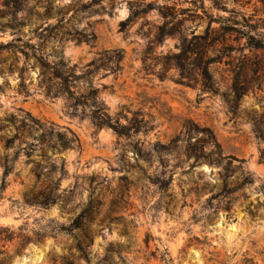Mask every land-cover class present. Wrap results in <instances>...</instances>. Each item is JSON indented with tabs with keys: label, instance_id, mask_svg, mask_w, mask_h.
<instances>
[{
	"label": "rangeland",
	"instance_id": "obj_1",
	"mask_svg": "<svg viewBox=\"0 0 264 264\" xmlns=\"http://www.w3.org/2000/svg\"><path fill=\"white\" fill-rule=\"evenodd\" d=\"M133 14L137 18L123 31L122 23ZM211 17L237 22L238 31L247 25L264 28V0H0V163L19 152V143L6 150V140L22 128L21 121L29 124L28 114L43 125L36 137L52 127L79 141L75 150L65 152L37 149L30 157L21 152L6 190L0 165V230L31 240L25 246L21 238L0 244V261L264 264V142L257 135L264 119V52L246 51L251 90L237 105L231 103L230 71L242 58L232 50L246 43L234 41L237 33L231 46L219 45L209 53L217 59L210 67L217 94L204 91L201 71H184L174 58L184 46L200 43L195 37L206 34ZM161 29L171 37L164 39ZM92 34L97 36L94 46L68 39ZM114 50L126 54L122 73L100 76L96 84L114 119L147 124L131 138L73 117L63 98H48L34 58H63L80 75L98 53ZM188 122L210 128L225 156L236 160L233 166L242 163L253 179L230 197V212L220 195L223 167L192 168L194 160L188 161L184 150L171 154V141ZM162 163L167 177L174 172L166 192L152 181L164 170ZM62 165L67 174L61 179L60 170L52 172V167ZM58 181L56 205L27 202L29 193ZM241 183V174H233L230 184ZM90 207L95 211L87 215L84 229L73 230ZM86 235L91 240L88 260L78 251Z\"/></svg>",
	"mask_w": 264,
	"mask_h": 264
},
{
	"label": "trees",
	"instance_id": "obj_2",
	"mask_svg": "<svg viewBox=\"0 0 264 264\" xmlns=\"http://www.w3.org/2000/svg\"><path fill=\"white\" fill-rule=\"evenodd\" d=\"M135 18H137V16L133 14L127 22L122 23V30L127 31L131 24L134 23ZM214 24L220 25V28H213ZM238 25L240 24L231 22V20L211 17L206 34L202 37H195V40L200 43L193 46H184L181 53L174 57L177 62V67L182 70L188 72L190 69L196 68L201 71L204 91L217 94L214 77L210 72V67L217 63V59L210 57V51L216 49L219 45L224 48L231 46L235 33H237L238 36H236V40L234 41L241 43V41L245 39L246 43L243 46L240 44L239 48H234L232 50L233 52L239 53L242 58L240 65L230 71L232 76L231 91L233 94L231 103L234 105L241 102L251 90L252 82L248 75L250 58L246 55V51L264 52V33L260 32L264 29L262 28L263 25L242 26V29H246L245 31H238L237 28H235V26ZM47 31L48 29L45 30V32ZM161 31L165 33L164 29H161ZM162 36L164 39L171 37V32H167ZM69 37V40L75 41L77 44L86 43L94 46L97 41V36L95 34L82 38ZM34 58L39 68L40 86L44 88L46 96L51 99L63 98L69 110L72 112L73 117L79 118L80 120L88 119L98 129H111L120 138H131L147 128V124L144 123L143 120L138 121L137 118L132 120L128 125L122 124L120 119H114L109 114L106 104L101 99V88H99V84H96V82L100 81V79L97 80L100 76H102V78H107L109 75L118 77L122 73L126 58L124 51L114 50L98 53L97 58L84 67L80 75L77 74V66L70 68L63 58H60L58 62H50L49 56L45 54H42L40 57L34 55ZM166 61L167 63L165 64L164 70L167 71L171 67V57H168ZM191 71L192 70H190V72ZM27 117L30 120L29 124L26 123V120L21 121L23 125L22 128H18L17 134L6 140V150L14 148L17 143H19L21 147L13 159L9 156H5L1 160L0 165L4 169L2 190L7 189L8 178L13 173L14 163L19 158L21 152H26L28 157H30L37 149L47 154V152L58 153L75 150L78 147L79 141L77 138L70 137L63 132H56L52 127L44 130L39 137H36V133L43 125L30 114H28ZM257 135L258 138L264 142V119L259 123ZM28 139H33V142L29 143ZM23 146H25L24 149H22ZM169 148L171 154L184 150L186 159L188 161L194 160L192 168L203 164L224 168L225 174L221 175L223 187L220 195L226 200V211L230 212L232 209L230 197L238 190L253 183L252 177L245 174L242 163L236 167L233 166L236 160L232 157L225 156L222 146L218 142L214 132L208 127L200 128V126L188 122L182 135L173 139ZM162 149L166 150L165 147H162ZM262 160H264V153ZM226 162L227 165L225 166ZM161 165L164 170L152 181L159 186L161 190L166 192L173 185L174 172H171V175L167 177L166 166L164 163ZM52 169V172H55L57 169L60 170L61 179L67 174L64 165L60 168L53 166ZM236 173L241 174L242 183L234 187L230 184V181L232 175ZM36 175L38 179H41L40 173L37 172ZM60 181L57 183L50 182L47 184L46 188L38 194L34 192L29 193L26 196L27 202L42 206L43 208H50L56 205L60 199L57 194ZM94 211L95 208L93 207L85 210L75 222V225L72 227L73 230H83L87 222V215L92 214ZM16 238L22 239L23 246L31 241L29 238L17 237L14 232L8 231L7 234L4 235V232L0 230V244L13 242ZM90 244L91 240L89 235H86L84 240L80 241L78 244V251L82 258L86 260L89 258L88 249ZM167 253L168 252L161 258L163 262H167ZM1 255L6 254L1 253ZM7 261L8 258L0 261V264H6ZM245 264H251V261H247Z\"/></svg>",
	"mask_w": 264,
	"mask_h": 264
},
{
	"label": "water",
	"instance_id": "obj_3",
	"mask_svg": "<svg viewBox=\"0 0 264 264\" xmlns=\"http://www.w3.org/2000/svg\"><path fill=\"white\" fill-rule=\"evenodd\" d=\"M71 52L77 53V48L76 47H72L71 48ZM102 132H106V130H100V133Z\"/></svg>",
	"mask_w": 264,
	"mask_h": 264
}]
</instances>
